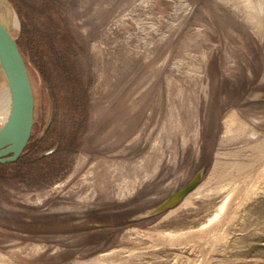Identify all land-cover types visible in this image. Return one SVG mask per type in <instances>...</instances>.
Here are the masks:
<instances>
[{
    "label": "rangeland",
    "instance_id": "374dc122",
    "mask_svg": "<svg viewBox=\"0 0 264 264\" xmlns=\"http://www.w3.org/2000/svg\"><path fill=\"white\" fill-rule=\"evenodd\" d=\"M6 1L35 124L0 164V264H264V184L200 232L226 195L205 184L225 117L264 137V28L231 0ZM198 173L205 194L154 211Z\"/></svg>",
    "mask_w": 264,
    "mask_h": 264
},
{
    "label": "bare ground",
    "instance_id": "6f19581e",
    "mask_svg": "<svg viewBox=\"0 0 264 264\" xmlns=\"http://www.w3.org/2000/svg\"><path fill=\"white\" fill-rule=\"evenodd\" d=\"M231 1L239 5L240 9L244 11L245 16L254 24L255 28H264V21H262V16L264 14V0ZM1 10L2 4L0 3V17H2ZM9 26L12 30L20 27L19 20L16 16L10 15ZM0 80L2 81V86L5 88L4 90L0 89V100H3L2 98H4L3 107L7 104V115L3 123L5 124L11 114L12 96L4 74L1 75ZM259 95L264 99V93L260 92ZM0 117H3L2 114ZM224 121L226 125L224 132L226 144H232L233 147L225 154V156H217L215 165L205 184L208 185L213 180H216L219 184L217 189L220 191L225 190L226 195L208 224L200 228V232H204L205 237L211 236L212 234L214 236L220 234L223 235L222 231L227 224V221H229V218L227 220L229 211L233 210L232 208L235 205L234 200L236 201L240 196L247 195L249 191L255 190L258 185L264 184V137L260 138V131L236 109L231 110L225 117ZM200 183L193 189V191L191 190L188 192L189 194L187 193L182 198L183 200H180L182 201V204L186 205L187 203H190L194 195L205 194L202 189L204 184L200 187ZM165 203L166 201L155 209L164 207ZM200 232L198 231L197 233L199 234ZM191 233L192 236L193 231H191ZM162 235L163 238L164 236L169 238V235L171 236L169 239H172L176 237L179 238V236L182 237L184 233H179L178 235L163 233ZM208 238L210 239V237ZM91 264H101V262L95 259Z\"/></svg>",
    "mask_w": 264,
    "mask_h": 264
},
{
    "label": "water",
    "instance_id": "95a60500",
    "mask_svg": "<svg viewBox=\"0 0 264 264\" xmlns=\"http://www.w3.org/2000/svg\"><path fill=\"white\" fill-rule=\"evenodd\" d=\"M1 3L0 77L4 74L12 96L10 117L0 127V164H6L17 162L30 142L35 124V94L27 62L18 39L9 26L10 12L7 2L1 0ZM202 179L203 173H198L183 188L170 196L164 207L154 211H163L176 205Z\"/></svg>",
    "mask_w": 264,
    "mask_h": 264
}]
</instances>
